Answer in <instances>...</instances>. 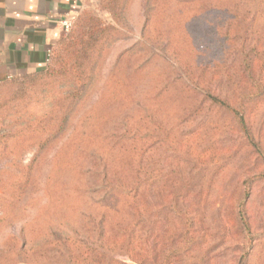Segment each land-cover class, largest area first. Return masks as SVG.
Listing matches in <instances>:
<instances>
[{"label":"rangeland","instance_id":"374dc122","mask_svg":"<svg viewBox=\"0 0 264 264\" xmlns=\"http://www.w3.org/2000/svg\"><path fill=\"white\" fill-rule=\"evenodd\" d=\"M231 6L83 0L31 84L0 87V264H238L255 251L236 208L251 186L262 242L264 158L206 93L246 114L264 152V89L251 90L264 65L242 54L264 42V15L243 5L247 32L228 38Z\"/></svg>","mask_w":264,"mask_h":264},{"label":"crops","instance_id":"0c3cea01","mask_svg":"<svg viewBox=\"0 0 264 264\" xmlns=\"http://www.w3.org/2000/svg\"><path fill=\"white\" fill-rule=\"evenodd\" d=\"M83 0H0V84L43 69Z\"/></svg>","mask_w":264,"mask_h":264},{"label":"trees","instance_id":"16d2710c","mask_svg":"<svg viewBox=\"0 0 264 264\" xmlns=\"http://www.w3.org/2000/svg\"><path fill=\"white\" fill-rule=\"evenodd\" d=\"M230 2L232 5L231 6L232 9L230 11H228V14L230 16V22L227 25V29H226V34H227L228 38H230V36H232V35L235 37H238V35L240 33L247 32V28H248L247 27L248 23H246L247 18H243L241 16V7L243 5H246V4L252 5V6L257 5L259 8H262V11H263L262 13L264 15V0H230ZM258 31H259V29L256 32L257 34H258ZM260 36L264 37V34L260 35ZM76 39H77V41H76L77 43H82L79 40L78 31L77 32L75 31L71 35V37L68 39V41L66 43H64V50L66 49V50L70 51L73 48V43L75 44ZM250 50L253 51L255 54L252 63L248 60V53L251 52ZM242 54L244 55L243 63H245L246 66H248V69L251 72H254L253 67L256 64L262 63V65H264V42H262V41L257 42V44L254 46V48H250L247 51H243ZM251 72L249 73L250 76L252 75ZM36 74L37 73L35 71V72L28 73L25 76L13 78L11 80H8V81L1 83L0 87L5 86L7 84H9V85L10 84H17V85H22V86H28L31 84V80ZM263 89H264V80L263 81L256 80L254 82V85H253L251 90L253 92H256L255 97H259V96H261ZM251 90L249 93L250 95H251ZM206 93H207V96L213 101V103H216L218 105H223L224 107H226L228 110H230L234 114V118L237 122V125L239 126L240 131H241V133H243V136L245 137V139L248 140V143L250 144V146H252L254 148V150L257 151L264 158V152L261 150L260 145L258 143L256 144L253 140V136H252V133H251V130L249 127V121H248L246 114L242 111H239V110H236L235 108H233L229 102L224 101V100L210 94L209 92H206ZM254 177L255 178L251 179V183L257 181L258 179H263L261 176H254ZM248 183H249V180L245 181L243 184H244V186H246V185H248ZM250 188H251V186H250ZM250 188H247L246 190H244L243 196H242L241 201L239 203V206L236 208V210H238L237 216L239 219V223L241 224L242 229L244 231V234L247 238V242H248L250 248L256 251L258 246H260V244L264 241V238L262 239V242H258L255 239V235H252L251 228H250V225H249V222L247 219L246 202H247L248 197L250 196ZM130 193L132 195V198L134 199L136 197V193L134 192V190L132 191V189H131ZM134 211H135V213L139 214L141 212V209L139 208V206H136V208H134ZM138 224H140V223H138ZM109 238H111V240L113 241V244L117 248L122 247V246L126 245V243H127V237H125L124 232H123V234L115 235L114 238H112V237H109ZM250 252H249V254L248 253L245 254V256L242 258V260L238 264H251L252 261H248V259L252 258V255L254 252H252V251H250ZM260 256H261V254H260ZM257 263H259V262H257Z\"/></svg>","mask_w":264,"mask_h":264},{"label":"built area","instance_id":"2783aa9c","mask_svg":"<svg viewBox=\"0 0 264 264\" xmlns=\"http://www.w3.org/2000/svg\"><path fill=\"white\" fill-rule=\"evenodd\" d=\"M72 22L71 21H64L62 23V32H68L71 29Z\"/></svg>","mask_w":264,"mask_h":264}]
</instances>
